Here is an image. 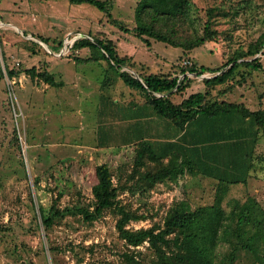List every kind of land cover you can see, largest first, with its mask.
I'll list each match as a JSON object with an SVG mask.
<instances>
[{"label": "rangeland", "instance_id": "obj_1", "mask_svg": "<svg viewBox=\"0 0 264 264\" xmlns=\"http://www.w3.org/2000/svg\"><path fill=\"white\" fill-rule=\"evenodd\" d=\"M113 2L109 16L91 4L71 0H0V264H127L125 252L134 253L136 259H152L147 241L133 248L120 238L115 207L90 222L68 213L49 230L44 228L40 206L56 201L61 208H72L93 201L99 162L111 166L120 204L146 215L128 227L162 223L170 205L180 199L193 207L215 199V181L202 175H181L183 180L178 177L175 184L162 181L152 189L130 190L137 177L129 176L139 142L163 143L176 130L169 119L146 105L145 93L128 86L98 49L76 42L84 37L113 42L117 53L129 60L118 71L135 76L159 72L184 78L180 64L186 57L197 66L225 70L232 57L243 55L264 32V0H191V24L186 23L182 33L202 32L208 20L216 32L193 50L152 37L147 43L123 30L119 22L136 26L139 0ZM255 56L260 57V68L241 64L223 84H208L202 74H193L172 101L180 103L202 91L207 99L264 108V48ZM77 57L98 58L78 62ZM34 66L53 74L60 84L33 77L26 70ZM11 69L19 75L10 77ZM217 72L204 74L211 77ZM163 132L165 136L152 140ZM251 144L235 146L232 159L237 160L243 149L246 158ZM255 149L261 158L248 162L253 170L249 185L243 183V168L236 176L242 182L230 185L224 194L222 203L230 216L228 231L222 232L217 246L219 264H264V128L259 129ZM207 162L220 164L215 159ZM226 173V180L233 177L232 170ZM60 191L63 195L57 201ZM250 197L261 206L252 202L251 222L241 226L231 202ZM252 234L256 238L250 241ZM49 245L57 247L53 254Z\"/></svg>", "mask_w": 264, "mask_h": 264}, {"label": "trees", "instance_id": "obj_2", "mask_svg": "<svg viewBox=\"0 0 264 264\" xmlns=\"http://www.w3.org/2000/svg\"><path fill=\"white\" fill-rule=\"evenodd\" d=\"M73 3H88L111 16L113 0H71ZM191 0H139L136 7V26L132 29L119 22L120 27L127 32H134L147 43L148 37L159 41L171 43L174 46L193 50L197 46L213 38L216 34L211 28L210 21L204 23L202 32L193 29L192 33L183 34L184 25L191 24ZM77 46H90L98 49L112 69H115L124 82L133 88L144 92L147 97L146 105H151L154 111L167 119L176 130L178 137L168 136L165 142H150L142 139L138 144L134 159V169L129 177L134 179L132 191L154 188L159 182H176L181 175L189 174L192 177L202 175L212 179L216 184V196L212 203L193 207L187 199L174 201L164 216L162 223L152 226L132 228L128 224L132 220L143 219L139 214L120 204L118 196L120 187L114 183L111 166L107 162L96 164L97 182L92 188L94 199L87 205H75L72 208H61L55 201L49 207L40 206L42 224L46 230L54 226L57 219L66 214H79L87 221L100 218L111 207L118 210L117 229L119 236L129 247L149 243L147 249L153 257L150 261L136 259L134 253L125 252L127 264H219L216 260L217 246L223 238L222 232L228 231L230 212L223 205L224 194L230 185L242 182L237 179V171H246L243 183L248 182L253 170L248 162L257 156L255 146L259 139V129L264 128V108L251 109L241 102L225 99H207L206 92H196L184 98L180 103L172 101L171 96L190 84L191 77L184 78L168 73L152 72L135 76L129 71H118L128 65V58L120 56L113 42L96 38L84 37L76 42ZM264 48V32L249 46L243 55H236L226 66L225 70L212 69L195 63L191 66L181 65L183 74L192 72L196 75L206 72H216L211 77H204L208 84H223L233 72L241 65L258 69L261 67L260 57L255 54ZM255 56L254 58H244ZM98 57H77L78 62H86ZM242 58V59H241ZM33 77H41L45 82L59 85L48 71H38L36 67L26 70ZM0 74H3L0 67ZM10 77L19 75L18 70H8ZM194 121L199 122L195 124ZM170 138V139H169ZM252 143L247 159L244 157L245 149L238 154V159H232V150L239 144ZM207 146H210L208 148ZM208 159H215L220 164H211ZM248 160V161H247ZM257 160L256 162H258ZM227 164V165H225ZM216 165V166H215ZM257 163H255V167ZM227 170V171H226ZM233 172V177L227 179V173ZM255 170V168H254ZM214 179V180H213ZM39 179L35 180L36 185ZM60 199L63 192L57 194ZM231 212L238 209V222L244 226L251 222L252 202L261 206L255 197L244 202L238 198L232 199ZM223 228V229H222ZM240 231L241 228H238ZM241 234V233H238ZM252 234L248 239L254 240ZM250 246L249 244H246ZM51 254L57 248L49 245ZM134 252V251H132ZM141 252H139L140 254ZM221 264H224L221 263Z\"/></svg>", "mask_w": 264, "mask_h": 264}, {"label": "built area", "instance_id": "obj_3", "mask_svg": "<svg viewBox=\"0 0 264 264\" xmlns=\"http://www.w3.org/2000/svg\"><path fill=\"white\" fill-rule=\"evenodd\" d=\"M0 44H1V41H0ZM193 60L191 59V58H189V57H186V58H184L183 60H182V62H181V65H183V66H191V65H193ZM196 75L195 73H192V72H186L185 74H184V76H186V75H189V77H191L192 75ZM197 76H199V75H197ZM206 76H208V75H206V74H204V73H202V79L204 78V77H206ZM192 77H194V76H192Z\"/></svg>", "mask_w": 264, "mask_h": 264}, {"label": "crops", "instance_id": "obj_4", "mask_svg": "<svg viewBox=\"0 0 264 264\" xmlns=\"http://www.w3.org/2000/svg\"><path fill=\"white\" fill-rule=\"evenodd\" d=\"M165 126L167 127L168 130H171V127H172V126H169L168 123L165 124ZM165 130H166V129H165ZM164 132H165V131H164ZM164 132H163V133H160V134H159V137H153V136H152V140H153V139L156 140L157 138H159V139L162 138V136H165V135H163V134H165ZM178 135H179V134H176V131H175L174 136H172V135H168V136H171V137L176 138V137H178ZM156 141H157V140H156ZM185 175H186V174H185ZM180 178H182V177L180 176ZM182 180H183V178H182L180 181H182ZM249 180H250V179H249ZM249 180H248V182H249ZM187 181H188V180H187ZM248 182H247V184L249 185ZM170 183L173 184L174 182H170ZM175 183H176V182H175ZM175 183H174V184H175Z\"/></svg>", "mask_w": 264, "mask_h": 264}, {"label": "water", "instance_id": "obj_5", "mask_svg": "<svg viewBox=\"0 0 264 264\" xmlns=\"http://www.w3.org/2000/svg\"><path fill=\"white\" fill-rule=\"evenodd\" d=\"M137 77L141 78L140 75H138Z\"/></svg>", "mask_w": 264, "mask_h": 264}]
</instances>
